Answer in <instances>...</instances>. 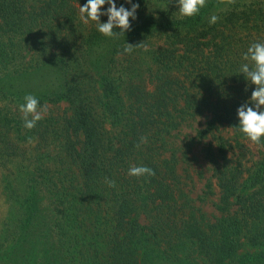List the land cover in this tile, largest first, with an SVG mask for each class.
I'll return each instance as SVG.
<instances>
[{
	"label": "trees",
	"instance_id": "1",
	"mask_svg": "<svg viewBox=\"0 0 264 264\" xmlns=\"http://www.w3.org/2000/svg\"><path fill=\"white\" fill-rule=\"evenodd\" d=\"M0 169V264H264V0H0Z\"/></svg>",
	"mask_w": 264,
	"mask_h": 264
},
{
	"label": "rangeland",
	"instance_id": "2",
	"mask_svg": "<svg viewBox=\"0 0 264 264\" xmlns=\"http://www.w3.org/2000/svg\"><path fill=\"white\" fill-rule=\"evenodd\" d=\"M205 118L198 116L197 118L185 122L181 125L180 132L171 143H176L180 137H188L196 133L197 129L205 125ZM222 133L226 136L232 135V131L227 127H222ZM208 137H203L200 141L196 142L191 151L189 152L190 159V178L186 179L185 189L192 197L194 203L205 212L208 218L219 215L220 212L216 208V201L218 200L219 188L216 184L215 177L211 175V170L207 160L203 156L202 145ZM246 144L250 147L251 153H247L245 159L257 158L259 155L258 146L251 140H245ZM210 183L207 187V183ZM0 184H2V172L0 169ZM210 188V189H209ZM7 200L0 201V223L6 216Z\"/></svg>",
	"mask_w": 264,
	"mask_h": 264
}]
</instances>
